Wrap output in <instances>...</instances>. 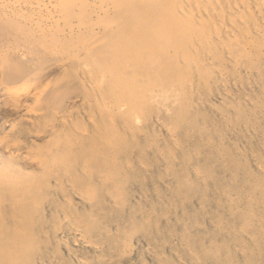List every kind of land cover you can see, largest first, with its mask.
I'll return each mask as SVG.
<instances>
[{"label":"bare ground","instance_id":"6f19581e","mask_svg":"<svg viewBox=\"0 0 264 264\" xmlns=\"http://www.w3.org/2000/svg\"><path fill=\"white\" fill-rule=\"evenodd\" d=\"M0 264H264V0H0Z\"/></svg>","mask_w":264,"mask_h":264}]
</instances>
